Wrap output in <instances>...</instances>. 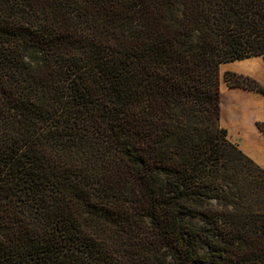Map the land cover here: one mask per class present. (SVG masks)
I'll return each instance as SVG.
<instances>
[{
  "label": "trees",
  "instance_id": "trees-1",
  "mask_svg": "<svg viewBox=\"0 0 264 264\" xmlns=\"http://www.w3.org/2000/svg\"><path fill=\"white\" fill-rule=\"evenodd\" d=\"M253 56L264 0H0V264H264V168L221 124Z\"/></svg>",
  "mask_w": 264,
  "mask_h": 264
},
{
  "label": "crops",
  "instance_id": "crops-1",
  "mask_svg": "<svg viewBox=\"0 0 264 264\" xmlns=\"http://www.w3.org/2000/svg\"><path fill=\"white\" fill-rule=\"evenodd\" d=\"M244 74L264 85V59L253 56L222 63L220 73ZM221 76V124L239 147L264 168V132L258 122H264V94L244 87H231Z\"/></svg>",
  "mask_w": 264,
  "mask_h": 264
},
{
  "label": "rangeland",
  "instance_id": "rangeland-1",
  "mask_svg": "<svg viewBox=\"0 0 264 264\" xmlns=\"http://www.w3.org/2000/svg\"><path fill=\"white\" fill-rule=\"evenodd\" d=\"M222 73H220L221 75ZM222 76V75H221ZM222 78H224V76H222ZM228 84V83H227ZM229 138L232 142L238 144L230 135H229ZM206 250L205 246H203L202 244H198V247H197V251L199 252H204Z\"/></svg>",
  "mask_w": 264,
  "mask_h": 264
},
{
  "label": "bare ground",
  "instance_id": "bare-ground-1",
  "mask_svg": "<svg viewBox=\"0 0 264 264\" xmlns=\"http://www.w3.org/2000/svg\"><path fill=\"white\" fill-rule=\"evenodd\" d=\"M237 61V60H236Z\"/></svg>",
  "mask_w": 264,
  "mask_h": 264
}]
</instances>
